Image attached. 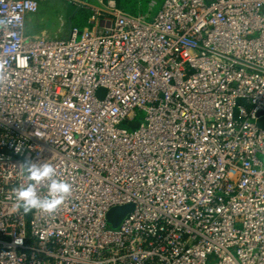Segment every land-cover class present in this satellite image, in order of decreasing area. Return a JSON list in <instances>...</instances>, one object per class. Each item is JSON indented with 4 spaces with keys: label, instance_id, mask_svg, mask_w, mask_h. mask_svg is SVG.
Wrapping results in <instances>:
<instances>
[{
    "label": "built area",
    "instance_id": "2783aa9c",
    "mask_svg": "<svg viewBox=\"0 0 264 264\" xmlns=\"http://www.w3.org/2000/svg\"><path fill=\"white\" fill-rule=\"evenodd\" d=\"M39 1L0 0V264H264V0L80 2L64 40ZM26 158L72 185L52 214L11 210Z\"/></svg>",
    "mask_w": 264,
    "mask_h": 264
},
{
    "label": "rangeland",
    "instance_id": "374dc122",
    "mask_svg": "<svg viewBox=\"0 0 264 264\" xmlns=\"http://www.w3.org/2000/svg\"><path fill=\"white\" fill-rule=\"evenodd\" d=\"M40 0L38 10L31 15L26 23V34L29 37L46 38L52 40H64L69 36L70 27L76 19L86 16L88 8L81 3L91 7L99 8L98 0ZM116 8L132 16H143L152 14L161 0H114ZM81 2V3H80ZM66 3V4H65ZM73 7V8H72ZM83 12H86L85 14ZM87 13V15H88ZM74 21V22H71ZM137 123L131 125L135 128ZM135 205L127 203L109 208L105 214L109 229L117 230L124 219L134 211ZM214 257H208L206 264H213Z\"/></svg>",
    "mask_w": 264,
    "mask_h": 264
},
{
    "label": "clouds",
    "instance_id": "9594fccd",
    "mask_svg": "<svg viewBox=\"0 0 264 264\" xmlns=\"http://www.w3.org/2000/svg\"><path fill=\"white\" fill-rule=\"evenodd\" d=\"M36 135L39 136L40 133ZM19 168L25 176L26 183H21L12 189L13 212H22L25 215L34 211L52 214L71 194L72 185L56 178V168L51 163H38L26 158ZM44 183H47V193L41 196L38 188Z\"/></svg>",
    "mask_w": 264,
    "mask_h": 264
},
{
    "label": "trees",
    "instance_id": "16d2710c",
    "mask_svg": "<svg viewBox=\"0 0 264 264\" xmlns=\"http://www.w3.org/2000/svg\"><path fill=\"white\" fill-rule=\"evenodd\" d=\"M118 1V0H117ZM84 14L86 13V12H83ZM88 13V12H87ZM87 13H86V16L83 18V16L80 18V19H76V21L74 22V21H71V22H74L75 24H72V26H79V27H83L84 25H85V23H86V19L88 18V15H87ZM89 14V13H88Z\"/></svg>",
    "mask_w": 264,
    "mask_h": 264
},
{
    "label": "water",
    "instance_id": "95a60500",
    "mask_svg": "<svg viewBox=\"0 0 264 264\" xmlns=\"http://www.w3.org/2000/svg\"><path fill=\"white\" fill-rule=\"evenodd\" d=\"M103 94H104V90L101 89V90L99 91V98H100V99L103 97ZM257 126H258L259 128H264V117L258 119V121H257Z\"/></svg>",
    "mask_w": 264,
    "mask_h": 264
},
{
    "label": "crops",
    "instance_id": "0c3cea01",
    "mask_svg": "<svg viewBox=\"0 0 264 264\" xmlns=\"http://www.w3.org/2000/svg\"><path fill=\"white\" fill-rule=\"evenodd\" d=\"M68 5H70L69 1L65 0ZM74 1V0H73ZM80 1V0H79ZM65 3V4H66ZM73 8V7H72ZM31 15H28L26 18V23L29 22Z\"/></svg>",
    "mask_w": 264,
    "mask_h": 264
}]
</instances>
